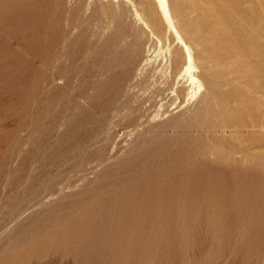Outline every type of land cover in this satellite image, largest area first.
Instances as JSON below:
<instances>
[{
  "label": "rangeland",
  "instance_id": "rangeland-1",
  "mask_svg": "<svg viewBox=\"0 0 264 264\" xmlns=\"http://www.w3.org/2000/svg\"><path fill=\"white\" fill-rule=\"evenodd\" d=\"M122 1L0 0V264H264V0H180L230 53L165 115L122 109L142 43L97 46Z\"/></svg>",
  "mask_w": 264,
  "mask_h": 264
},
{
  "label": "bare ground",
  "instance_id": "bare-ground-1",
  "mask_svg": "<svg viewBox=\"0 0 264 264\" xmlns=\"http://www.w3.org/2000/svg\"><path fill=\"white\" fill-rule=\"evenodd\" d=\"M123 1L126 4L125 7L121 6L122 4L118 5V2L116 3V8L114 9L113 13L105 10L106 15L104 14V17H102L105 18V20H102L103 22L100 23L95 29H97L98 34V36L97 34L96 36L99 37L97 46H99L100 48L103 47L101 41L103 40L102 38L105 36V34H113L115 37L114 42L116 45H122V47H124L123 45L129 42L132 45L133 49V47L135 48L137 45L142 43L145 49L146 55L143 58L142 63H140L141 65L138 66V69L134 68L136 70V73L133 72L135 74L133 79L135 80V83L132 87H130L132 92L130 93V91L126 89L130 93H127L129 95L127 104H124L123 101L122 106V97L120 98V105L122 106V109L124 111L127 110L124 113H128L129 111H139L138 113L141 114L140 110H142L143 108H146L148 111L151 108L153 110V107H155V109L157 108V111H153L157 112V115L159 113L161 115V110H164L162 112V115H165V110L168 108V105L169 108L170 105L173 108L172 105H182L183 101H186V99L192 100V98L202 93L201 91L207 84L209 87L208 89L214 92V78L217 77L216 75H221L224 72L220 69V65H218L220 64V62L216 63V60L213 61V58L218 59L219 56L227 54V52L230 53L228 49L229 47L223 42L217 44L216 47L213 46L214 38H216L215 29L210 25H191L188 22L186 13L183 11L180 5V0H153L158 12H160L163 18L168 33H170L169 35L173 36V38L171 37L173 41L169 38L166 40L164 36H162L155 30V27L158 25V21L154 8H149L147 12L146 9L143 8L145 9L144 12L143 9H139L138 7L141 6V3L138 4L134 0ZM100 5L101 8H107H105V6H102V4ZM125 9H127L129 14H131L130 16H132V20H129V22L127 19V16L129 14L125 16ZM100 12H102V10ZM98 17L99 16L97 15V19ZM147 31L149 32V34L147 33ZM111 37L112 36L110 35V38ZM128 45H126V47H128ZM132 49L130 50L133 51ZM126 51L127 54H129L128 52L130 51ZM110 53L112 54V52ZM127 54L125 53V55ZM120 55L122 56V54ZM130 57L128 58V60H130ZM117 59L115 61H117ZM213 62H215L216 64H213ZM125 63L127 66V61H125ZM116 68L118 69L117 65ZM133 80L129 82L132 83ZM124 93L122 94L125 96L126 94ZM202 103L206 104V102ZM227 105L228 102H222L223 107H227ZM118 110L120 111L119 108ZM125 115L128 117L127 114ZM184 115L186 116V114Z\"/></svg>",
  "mask_w": 264,
  "mask_h": 264
}]
</instances>
